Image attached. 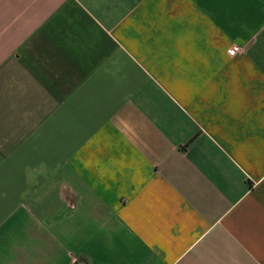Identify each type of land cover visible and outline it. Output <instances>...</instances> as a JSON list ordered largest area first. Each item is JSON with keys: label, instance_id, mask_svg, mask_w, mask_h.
<instances>
[{"label": "crops", "instance_id": "obj_1", "mask_svg": "<svg viewBox=\"0 0 264 264\" xmlns=\"http://www.w3.org/2000/svg\"><path fill=\"white\" fill-rule=\"evenodd\" d=\"M0 264H264V0H0Z\"/></svg>", "mask_w": 264, "mask_h": 264}, {"label": "built area", "instance_id": "obj_2", "mask_svg": "<svg viewBox=\"0 0 264 264\" xmlns=\"http://www.w3.org/2000/svg\"><path fill=\"white\" fill-rule=\"evenodd\" d=\"M238 52V50L236 48H230L229 49V53H231V55H235Z\"/></svg>", "mask_w": 264, "mask_h": 264}]
</instances>
